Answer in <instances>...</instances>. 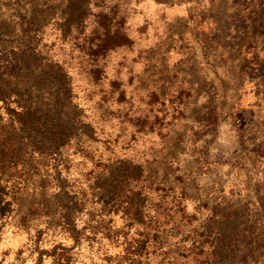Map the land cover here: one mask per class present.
<instances>
[{
    "label": "rangeland",
    "instance_id": "obj_1",
    "mask_svg": "<svg viewBox=\"0 0 264 264\" xmlns=\"http://www.w3.org/2000/svg\"><path fill=\"white\" fill-rule=\"evenodd\" d=\"M0 264H264V0H0Z\"/></svg>",
    "mask_w": 264,
    "mask_h": 264
}]
</instances>
